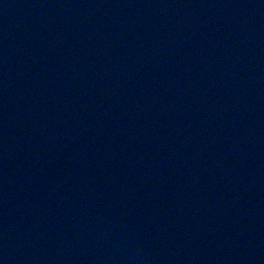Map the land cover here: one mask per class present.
Instances as JSON below:
<instances>
[{"label": "water", "instance_id": "95a60500", "mask_svg": "<svg viewBox=\"0 0 264 264\" xmlns=\"http://www.w3.org/2000/svg\"><path fill=\"white\" fill-rule=\"evenodd\" d=\"M0 264H264V0H0Z\"/></svg>", "mask_w": 264, "mask_h": 264}]
</instances>
